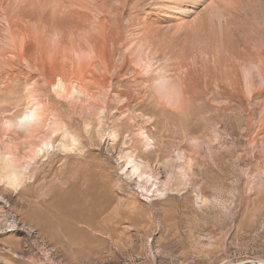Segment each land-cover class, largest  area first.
<instances>
[{"label": "rangeland", "instance_id": "obj_1", "mask_svg": "<svg viewBox=\"0 0 264 264\" xmlns=\"http://www.w3.org/2000/svg\"><path fill=\"white\" fill-rule=\"evenodd\" d=\"M1 51L0 264H264V0H0Z\"/></svg>", "mask_w": 264, "mask_h": 264}, {"label": "bare ground", "instance_id": "obj_2", "mask_svg": "<svg viewBox=\"0 0 264 264\" xmlns=\"http://www.w3.org/2000/svg\"><path fill=\"white\" fill-rule=\"evenodd\" d=\"M9 14H7V16H9ZM59 16H58V20L57 21H58V24L61 25L63 28H61V26H60V29H59L58 26L56 25L57 24V22H56L55 24L48 26L47 33H45V34L49 35V34L54 33V32L58 33L60 31H63V33H64V28H65L64 26H65V22L67 20H66V18L63 15H59ZM15 18L16 17H13L12 15H11V19L9 18L10 21H9V26L8 27L10 29H14L13 26L16 25L15 22H14ZM68 23L70 24L71 31L74 34H76L77 33V23L74 22V21L73 22H68ZM73 23H76V24H73ZM16 30H18V28ZM48 35H46L45 38H47ZM47 40H48V38H47ZM40 45H42V44H40ZM62 45H63V42H62V44L59 42V45L57 47L56 46L54 47V49L55 48L57 49L56 52L53 53V54H55L53 57L58 61L59 64H60L61 57H63V60H65V58H66V54H65V50L66 49ZM13 46H14V44H13ZM38 46H39V44H38ZM45 46H46V43L43 44V47H41V46L37 47V54L44 53L45 51H43L42 48H45ZM53 57H52V59H53ZM15 62L16 61L14 60V58L9 56L8 53H6L5 51H1L0 52V74L3 73L2 71L4 70V68H8L6 66H11ZM185 80H187V79L185 78ZM185 80H183V78H181L179 83H181V84L184 83L185 86H187ZM187 82H189V81H187ZM179 86H180V84H179ZM187 89L188 88L186 87V89H184L183 92L181 93L180 98L176 102L177 103L176 108H181L182 109L183 107H186L187 102L190 101L191 98L193 99V97L188 92L187 93L189 95H186L185 92L189 90V89L188 90ZM36 116H37L36 112L30 111V114H25L23 116V119H25V120H28V119L31 120L32 119L33 120ZM204 125L205 124L203 123V127H204ZM195 127L199 128V127H202V125L199 126V125L196 124ZM60 148H61V150H64L66 147L64 145H61ZM52 149H53V146L51 144H49L48 142H44L41 146L36 148V152H37V154H39V153L43 154L44 152H47V151L52 150ZM34 152H35V150H34ZM125 160H126V165L124 167V171H126L129 168L130 169L129 171H130L131 175L133 177H137L138 181H140V182L144 181L147 184H151L152 188H151L150 194H148L147 191H144V188H141V191H144L145 198H148V196H152V198H156L158 196L160 197V196H163L165 194L164 193L165 191L163 192L161 189H159V186L157 185V183L153 181L152 176L150 175V172L147 169H145L143 166H140V165L136 164L132 160V158L130 156H128V155L125 156ZM27 168L28 167H27V163H26L23 166L21 165L20 168L13 169L11 171V173L7 176V184H9L10 186L14 187V189H18L20 184L22 183V181L25 180L26 177H27V172H28ZM3 178H4V176H3ZM174 178H175L174 179L175 180L174 187H172V186L169 187L168 186L167 189H165V190H171V192H174V191L175 192H184V190L191 184L192 174H189L186 170L179 168V176L178 177L175 176ZM152 198L150 197L149 199H152ZM241 264H258V263L256 261H253V262L252 261H250V262L249 261H245V262H241Z\"/></svg>", "mask_w": 264, "mask_h": 264}, {"label": "crops", "instance_id": "obj_3", "mask_svg": "<svg viewBox=\"0 0 264 264\" xmlns=\"http://www.w3.org/2000/svg\"><path fill=\"white\" fill-rule=\"evenodd\" d=\"M67 236H68V235H67ZM69 236H70V237H69L68 239H73L72 236L74 237L75 235H74V233H73V234H71V235L69 234ZM70 243L73 244V241H70ZM63 248H64V250H65L66 252H67V251H70V252H76V249H74L73 247H69V246L66 247V246L64 245Z\"/></svg>", "mask_w": 264, "mask_h": 264}, {"label": "built area", "instance_id": "obj_4", "mask_svg": "<svg viewBox=\"0 0 264 264\" xmlns=\"http://www.w3.org/2000/svg\"><path fill=\"white\" fill-rule=\"evenodd\" d=\"M50 263V262H49Z\"/></svg>", "mask_w": 264, "mask_h": 264}]
</instances>
